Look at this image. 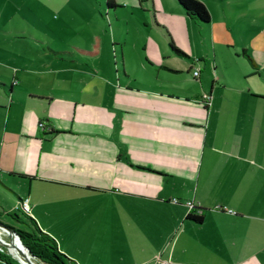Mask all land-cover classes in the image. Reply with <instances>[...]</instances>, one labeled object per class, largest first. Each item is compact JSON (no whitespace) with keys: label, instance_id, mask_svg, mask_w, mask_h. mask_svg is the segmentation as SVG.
Masks as SVG:
<instances>
[{"label":"crops","instance_id":"obj_1","mask_svg":"<svg viewBox=\"0 0 264 264\" xmlns=\"http://www.w3.org/2000/svg\"><path fill=\"white\" fill-rule=\"evenodd\" d=\"M103 1L99 17L111 29L131 9L123 44L95 28L97 53L84 59L52 46L15 49L35 27L0 22V44L10 41L0 45V187L17 199L12 212L29 200V215L77 264H264V22L245 14L255 30L238 31L222 59L213 0H199L207 24L177 0L171 10L148 0L161 48L130 25L137 0L114 9ZM193 32L210 51L200 61ZM136 36L143 75L130 85L124 46ZM211 60L215 72L200 71L194 90L170 74L184 72L174 62H191L190 72Z\"/></svg>","mask_w":264,"mask_h":264},{"label":"rangeland","instance_id":"obj_2","mask_svg":"<svg viewBox=\"0 0 264 264\" xmlns=\"http://www.w3.org/2000/svg\"><path fill=\"white\" fill-rule=\"evenodd\" d=\"M137 1L140 7L135 16L130 20L131 27L136 29L137 33L142 32L148 35L149 32L151 38L161 48L163 44L161 30L155 29L156 32L148 30L149 27L146 19L150 20L148 17L151 15L150 1ZM213 1L215 3L211 2V7L214 13V30L211 38L214 42V48L216 53H218L217 55L222 59H226V57L231 58L234 50L233 47H235V43L239 39L238 31L248 34L251 30H255L250 24L246 23V20H242L244 15L252 12L255 14L256 21L264 22V0ZM54 2L55 5L53 4ZM161 4L166 10H171L170 5H172V0H161ZM102 5H105V1L103 0H0V22L14 23L16 21L26 23L27 27H35L33 30H27V32L29 38L33 37L30 39H34L38 46L32 40H22L20 43L12 44L15 49H21L26 53L32 54L35 53L37 48H48L52 46L58 50L73 53L79 59H84L86 58V53L94 52L96 48L95 37L93 38L95 28H98L100 32L102 31L99 37L103 36L117 40L118 42L112 43L113 46L115 44H123L126 25L125 17H129L131 9L120 10L121 14L118 19L119 21L121 19L122 22L121 29L118 28L120 27L119 25H117V28L111 29L110 25L107 22L103 23L99 17V11H101ZM157 24L161 26L159 22ZM257 24L255 22V25ZM136 38L137 36L130 44L124 46L125 54L128 57L129 63L132 65V68L126 74L128 77L127 83L130 85L135 84L138 78L143 75L141 63H143L145 54ZM190 38L194 45V53L196 54V59L194 60H203L207 51L210 53L207 41L201 39L197 32H193ZM8 43L10 41L3 42L0 45L5 49V47L9 48ZM187 64H183L182 66L179 62H174V67L182 68L184 72L181 74H170L174 75L175 84H182V86L190 88L191 90L196 89L195 83L199 80V76L194 75L195 71L215 72V65L212 60L208 63V67L202 63V67L197 66L190 72L189 68L192 64L191 62ZM162 79L161 76L158 79V74L157 76L155 75L154 80H158L159 84L163 83ZM16 202L17 199L14 196L0 187V217H5L7 223L17 224V227H19L20 224L8 215L14 213L12 209L16 207ZM16 212L22 214L21 211ZM0 238L2 240H9V237L4 232H1ZM0 250H3L4 253L16 261L17 256L12 251V248H7L0 243ZM33 261L39 264L37 260L33 259Z\"/></svg>","mask_w":264,"mask_h":264},{"label":"trees","instance_id":"obj_3","mask_svg":"<svg viewBox=\"0 0 264 264\" xmlns=\"http://www.w3.org/2000/svg\"><path fill=\"white\" fill-rule=\"evenodd\" d=\"M177 2L190 17L195 18L203 24H207L211 21V15L201 1L177 0ZM106 7L107 9H114L117 7V4L115 0H107ZM170 43L172 49L176 53L185 55V53L178 49L172 41ZM97 48L98 46L96 45L94 52H88L86 56H95ZM243 55L247 57L252 65L256 66L254 58L249 55L245 49L243 50ZM21 202L22 200H20V203ZM196 211L197 210H195V212ZM21 212L22 214L18 212L8 214L20 224L19 227H10L16 232L18 242L28 250L34 260H37L39 264H77L74 260L69 259L65 254L60 252L57 241L49 234L45 233L28 213ZM190 217L198 222L202 221V217L194 213H191ZM0 259L8 264H20L18 259L15 261L1 250Z\"/></svg>","mask_w":264,"mask_h":264},{"label":"water","instance_id":"obj_4","mask_svg":"<svg viewBox=\"0 0 264 264\" xmlns=\"http://www.w3.org/2000/svg\"><path fill=\"white\" fill-rule=\"evenodd\" d=\"M0 230L6 233L9 240H2L0 238V243L7 248H13L19 252L20 259H18L20 264H36L33 261L32 256L29 254L28 250L18 242L16 232L10 227L0 222Z\"/></svg>","mask_w":264,"mask_h":264},{"label":"built area","instance_id":"obj_5","mask_svg":"<svg viewBox=\"0 0 264 264\" xmlns=\"http://www.w3.org/2000/svg\"><path fill=\"white\" fill-rule=\"evenodd\" d=\"M199 74H200L199 71H195V72H194V75H195V76H199ZM203 101H205V102H207V103H210V101H211V96H210V95H205V96L203 97ZM40 126H41V128L44 129V130L47 129V127H46V125H45L44 123H41ZM187 204H188V206H189L190 208H194V207H195V205H194L193 202H188ZM18 209L21 210V211H23V212H26V213L29 214V213H30V204H29V200H22V202H21V203L19 204V206H18ZM160 264H170V262H168V261H163V262H161Z\"/></svg>","mask_w":264,"mask_h":264},{"label":"bare ground","instance_id":"obj_6","mask_svg":"<svg viewBox=\"0 0 264 264\" xmlns=\"http://www.w3.org/2000/svg\"><path fill=\"white\" fill-rule=\"evenodd\" d=\"M1 232H2V231H0V236H1ZM12 249H13V248H12ZM13 251H14V253L16 254L17 258L20 259L19 252H18L17 250H15V249H13ZM20 260H21V259H20Z\"/></svg>","mask_w":264,"mask_h":264}]
</instances>
